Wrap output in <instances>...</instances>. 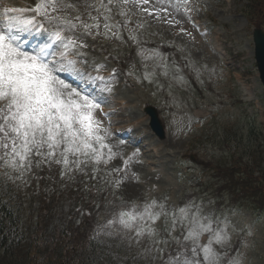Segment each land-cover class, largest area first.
Returning a JSON list of instances; mask_svg holds the SVG:
<instances>
[{
    "label": "snow or ice",
    "instance_id": "1",
    "mask_svg": "<svg viewBox=\"0 0 264 264\" xmlns=\"http://www.w3.org/2000/svg\"><path fill=\"white\" fill-rule=\"evenodd\" d=\"M190 4L93 0L82 7L79 0H37L33 7L0 8V176L17 190L40 191L42 185L44 191L74 190L79 203L69 202V208L75 223L91 219L90 241H114L102 248L107 264H242L239 246L231 247L235 229L202 203L170 207L166 197L137 203L118 195L129 180L139 182L136 173L129 175L131 157L109 167L120 157L111 144L110 120L100 118L114 114L103 111L110 103L103 94L114 91L121 69L90 63L85 51L97 39L135 46L145 69L138 81L156 83L155 69L167 76L168 64L141 39L151 26L148 18L191 36L174 15L191 21ZM111 59L118 61L119 55ZM172 67L173 78L181 80L179 67ZM134 74L131 69L124 73Z\"/></svg>",
    "mask_w": 264,
    "mask_h": 264
},
{
    "label": "rangeland",
    "instance_id": "2",
    "mask_svg": "<svg viewBox=\"0 0 264 264\" xmlns=\"http://www.w3.org/2000/svg\"><path fill=\"white\" fill-rule=\"evenodd\" d=\"M36 2L37 0H0V8L33 7ZM86 2L92 3L93 0H79L82 7ZM246 3L247 0H210L205 5L203 19L224 27L220 37L221 44L210 40L206 43L182 13L174 15L182 21L181 26L191 36L181 35L179 28L156 22L149 17L151 26L143 30L141 39L145 47L157 48L168 64L167 76L163 75V69H155L158 75L156 83L153 84L138 81L145 69L135 55V46H118L117 42L102 39L89 41L90 48L85 50L88 61L107 63L110 69V63L105 60L103 53L119 55L117 62L122 66L120 77L127 78L131 84H122L116 89L114 101L120 103L116 106V122L127 132L136 130L142 135L151 134L150 130L144 128L146 115L142 109L144 103H150L161 108V117L168 128L166 135L169 137L166 138L165 146L155 147L153 138L147 136L148 149H151L149 160L142 162L139 169L136 165L129 169V175L136 173L139 182L135 179L129 180L127 187L118 193L123 200L140 203L145 199H159L160 195L169 194L170 200L176 203L185 191L192 190L195 179L201 175L200 171L203 169L210 174L207 178L211 179L210 183L215 182L216 187L222 182L214 178L213 167L205 168L212 162L215 165H223L225 161L238 162L239 165H250L251 162L252 165L255 163L254 168H263L264 172V92L255 64L253 43V29L257 24L250 22L245 16L246 10L243 9ZM181 62L187 66V75L184 74ZM173 64L179 67V74L183 77L181 80L173 78V72L176 71ZM130 69L135 74L124 75ZM237 74L242 76V81ZM204 79L210 80L211 85ZM202 84L208 89L203 91ZM103 95L109 98V94ZM122 100L128 102L124 104L121 103ZM251 123L253 130L250 133ZM192 132L194 133L191 134ZM206 134L209 135L206 137ZM111 138L115 137L112 135ZM115 139H111V144L120 159L114 160L109 167L120 166L124 150L129 147L119 145L120 142L117 143ZM132 162L136 163V160L133 159L130 164ZM177 165L180 166L179 169L176 168ZM150 168L153 170L148 176L147 170ZM240 171L235 168V175L239 180ZM142 176H145V181L140 178ZM253 176L260 177L261 172L255 171ZM2 180L4 178L1 176ZM8 183L11 188L12 185ZM174 188L177 191L173 192ZM237 188L238 185L234 187L233 195L238 192L242 200H256L263 195L261 185L246 192L241 191V186ZM218 190L219 194L227 193L223 188ZM22 192L21 211L25 212L26 219L32 218L35 213L31 211L32 199L41 206L47 204L52 207L58 204L62 213L70 211L69 201L64 193L66 190L50 193L48 200H43L44 194L38 195V191L32 188ZM230 198L231 195L227 194L224 199L226 204L222 207L231 208L229 205H232L233 209L239 211H234L228 217L230 228H234L231 222L235 220L256 221L253 226L254 233H243L240 243L233 239L237 236L236 229L230 232L231 247L239 246V251L243 253L242 264H264V215L259 218V214L253 215L245 209L239 210L237 204L230 202ZM218 200L220 199L212 204L213 207H218ZM14 202L10 200L11 204ZM164 223L160 222L158 228L162 229ZM100 256L107 259L103 253Z\"/></svg>",
    "mask_w": 264,
    "mask_h": 264
},
{
    "label": "trees",
    "instance_id": "3",
    "mask_svg": "<svg viewBox=\"0 0 264 264\" xmlns=\"http://www.w3.org/2000/svg\"><path fill=\"white\" fill-rule=\"evenodd\" d=\"M249 3H252V12L264 17L263 0H249ZM12 191L0 183V264H107L108 252L102 248H110L114 241L107 237L101 238L106 244L100 240L90 241L93 220L84 218L76 224L70 208L68 213H62L58 204L41 206L33 199L31 211L35 213L26 219L25 212L14 211L8 203V200L19 199ZM57 191L58 188L44 191L42 185L38 195L44 194L43 200H48L50 193ZM68 201L78 204L79 197L74 194Z\"/></svg>",
    "mask_w": 264,
    "mask_h": 264
},
{
    "label": "water",
    "instance_id": "4",
    "mask_svg": "<svg viewBox=\"0 0 264 264\" xmlns=\"http://www.w3.org/2000/svg\"><path fill=\"white\" fill-rule=\"evenodd\" d=\"M254 38L256 42V55L258 59V64L261 71L263 72V80H264V32L260 29L255 30ZM152 117H153V126L155 127V129L160 130V125L156 118V113L152 112Z\"/></svg>",
    "mask_w": 264,
    "mask_h": 264
},
{
    "label": "bare ground",
    "instance_id": "5",
    "mask_svg": "<svg viewBox=\"0 0 264 264\" xmlns=\"http://www.w3.org/2000/svg\"><path fill=\"white\" fill-rule=\"evenodd\" d=\"M249 189H252V188H249Z\"/></svg>",
    "mask_w": 264,
    "mask_h": 264
}]
</instances>
